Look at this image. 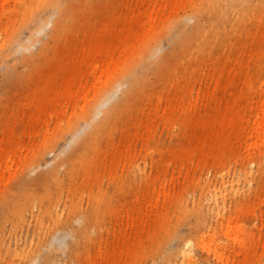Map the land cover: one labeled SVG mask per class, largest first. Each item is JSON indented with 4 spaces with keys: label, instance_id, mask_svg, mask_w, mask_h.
I'll return each instance as SVG.
<instances>
[{
    "label": "rangeland",
    "instance_id": "rangeland-1",
    "mask_svg": "<svg viewBox=\"0 0 264 264\" xmlns=\"http://www.w3.org/2000/svg\"><path fill=\"white\" fill-rule=\"evenodd\" d=\"M74 1L75 17L56 39V46L49 30L41 32L39 37L44 41L50 39L49 49L42 57L29 65L20 63L16 69H0V197L24 167L40 162L38 169L32 171L37 176L41 169L63 159L73 143L71 133L66 131L68 124L81 121L82 113L96 102L100 90L125 71L123 66L130 63L131 54L166 20L192 9V0ZM13 4L9 1L5 6ZM157 8L159 12L155 11ZM6 10L0 8L1 36L7 33L2 24L8 19ZM28 33L23 28L19 38L25 40ZM254 38L242 33L226 46H213L212 52L199 61L176 58L173 71L162 78L155 76L147 93L116 116L110 137L95 153V166L86 179L80 176L68 184V193L60 205L63 208L74 196L81 208H87L91 197L105 194L109 209L97 218L91 217L83 230H79L77 222L64 228L56 223V237H43L48 247H44V252H56V264H153L160 247L166 246L165 254L171 251L177 243L179 198L190 196L193 190L198 193L201 179L212 178L222 165L231 173L241 169L257 150L252 149L254 127L248 120L255 111L251 105L257 91L241 92L242 105L237 115L244 117L239 126L243 134L225 141L218 138L228 101L227 90L218 85L220 75L231 88L225 79V64L249 61L245 74L248 80L257 86L264 79V70L257 72L260 66L254 64L256 60L244 53L254 46ZM107 40L112 44L106 52L103 45ZM164 42L168 48L169 41ZM40 44L37 42L32 50L36 52ZM95 50L100 51L99 55H94ZM235 72L237 75L238 69L233 68L230 76ZM18 73L23 74L15 85L12 78ZM9 79L11 83L7 84ZM188 85L193 86L192 92ZM236 85L242 88L244 77H237L233 86ZM126 87L127 83L122 89ZM118 95L121 97V92ZM214 97L219 110L212 107ZM40 100L45 101L43 107L38 106ZM171 104L175 106L169 111ZM211 116L216 118L214 124L200 127L194 122ZM140 164H146L145 179L135 174ZM259 195L258 192L251 197L254 205L249 214H239L245 224L257 226L252 247L233 252L230 262L223 264H261L264 205L257 202ZM75 230L76 236L72 234ZM32 231L33 226L30 235ZM43 242L38 243L35 238L34 247ZM71 244L78 245L72 258L68 250ZM176 259L178 263L173 264L180 263L181 258Z\"/></svg>",
    "mask_w": 264,
    "mask_h": 264
},
{
    "label": "bare ground",
    "instance_id": "bare-ground-1",
    "mask_svg": "<svg viewBox=\"0 0 264 264\" xmlns=\"http://www.w3.org/2000/svg\"><path fill=\"white\" fill-rule=\"evenodd\" d=\"M9 1L14 4L7 8L5 5ZM74 2L0 0V8L7 9L8 15L7 21L2 23L7 33L5 36L0 33V69H16L20 63L29 65L48 51L50 39L55 41L56 46V39L70 27L71 19L75 17L72 9L73 4L76 5ZM189 6L192 8L190 12L166 20L158 32L153 33L137 52L131 54L130 63H124L127 65L123 66L125 71L122 70L112 80L113 86L105 85L100 90L96 102L82 113L81 121L74 120L68 124L66 131L71 133L73 143L71 149L65 152L66 156L41 169L37 176L32 175V171L38 169L40 162L24 167L14 184L1 195L0 264H56V252H44L48 247L43 242V237L48 234L56 237V223L64 228L74 226V222H77L79 230H83L91 217L97 218L109 209V198L105 194L91 197L87 208H81L73 195L69 204L65 202L63 208L60 205L64 194L68 193V184L80 176L86 179L95 166V153L102 149V142L110 137L116 116L147 93L155 76L157 79L162 78L166 72L173 71L176 58L184 61L191 57L199 61L212 52L213 46H226L233 37L247 33L255 36V43L244 53L256 60L254 64L260 66L257 72L264 70V56L261 57L264 55V0H192ZM155 11L159 12L160 8ZM255 24L258 27H254ZM23 28L29 32L25 40L19 38ZM47 30L50 39L44 41L39 34ZM165 39L169 41L168 48L165 47ZM37 42L41 44L35 52L32 48ZM111 44V40H107L103 51L107 52ZM95 52L94 55H99L100 51ZM18 53L20 56L16 57ZM10 59L13 60L11 64L8 63ZM247 62L225 64L223 69L228 73L225 79L229 80L230 89L225 85L222 75L219 76V88L227 90L228 101L220 119L222 128L218 138L225 141L243 134L239 126L244 117L237 115L242 105L241 92L251 94L257 91L258 95L251 105L255 111L251 112L248 119L254 127L252 149L257 150L253 157L242 164L241 169L231 173L222 165L212 178L201 179L197 185L198 193L193 190L190 196L179 198L177 243L174 246L169 243V247L173 248L166 254V246L160 247L153 264L178 263V257L181 258L179 264H223L230 262L233 252L252 247L257 226L245 224L239 214H249L254 205L250 202L251 197L257 196L258 192L260 200L257 202L264 205V79L257 86L249 81L245 76L250 65ZM233 68L238 69L237 75L235 72V75L230 76ZM22 74L18 73L12 78L15 85L21 81ZM237 77H244V86L240 89L237 85L233 86L237 83ZM9 82L10 79L7 84ZM125 83L127 87L122 89ZM188 86L192 92L193 86ZM40 101L38 106L43 107L45 101ZM213 101L212 107L219 110L220 105L215 97ZM174 106L171 104L169 111ZM215 121L216 118L212 116L194 120L200 127L214 124ZM145 167L146 164H140L135 168V174L139 175L137 178H146ZM72 234L76 236L78 230ZM35 238L38 243H43L34 247ZM77 246L69 245L71 258ZM263 259L261 264H264ZM68 263L65 261L63 264Z\"/></svg>",
    "mask_w": 264,
    "mask_h": 264
}]
</instances>
